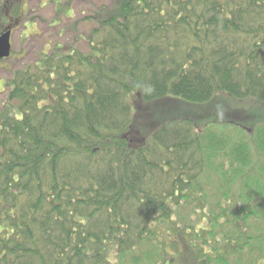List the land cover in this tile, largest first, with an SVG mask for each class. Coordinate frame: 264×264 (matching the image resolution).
<instances>
[{
    "label": "trees",
    "instance_id": "obj_1",
    "mask_svg": "<svg viewBox=\"0 0 264 264\" xmlns=\"http://www.w3.org/2000/svg\"><path fill=\"white\" fill-rule=\"evenodd\" d=\"M1 5L0 32L20 26ZM84 21L85 50L4 83L0 264H264V0H112ZM219 96L261 118L139 112Z\"/></svg>",
    "mask_w": 264,
    "mask_h": 264
},
{
    "label": "rangeland",
    "instance_id": "obj_2",
    "mask_svg": "<svg viewBox=\"0 0 264 264\" xmlns=\"http://www.w3.org/2000/svg\"><path fill=\"white\" fill-rule=\"evenodd\" d=\"M11 1L21 5L20 16L23 20L20 26L13 28L9 59L0 62V102L4 98V83L9 79L13 69L17 70L26 64L34 63L39 53L47 52L55 44L69 45L78 42L77 47L85 50L83 39L90 29V23L84 21V18L92 15L97 9L112 8V0ZM2 2L7 4V0H0V14L5 16L8 8L5 10ZM251 109L253 111L250 112ZM189 110L197 114L202 124L211 120L244 125L246 121H259L262 114L261 107L257 108L252 102H237L225 96H219L199 109L188 104L179 105L172 100H163L139 108V112L149 116V121L144 117L146 122H150L159 113L171 111H175V118H184Z\"/></svg>",
    "mask_w": 264,
    "mask_h": 264
},
{
    "label": "water",
    "instance_id": "obj_3",
    "mask_svg": "<svg viewBox=\"0 0 264 264\" xmlns=\"http://www.w3.org/2000/svg\"><path fill=\"white\" fill-rule=\"evenodd\" d=\"M11 53V31L7 29L0 35V61H5Z\"/></svg>",
    "mask_w": 264,
    "mask_h": 264
},
{
    "label": "flooded vegetation",
    "instance_id": "obj_4",
    "mask_svg": "<svg viewBox=\"0 0 264 264\" xmlns=\"http://www.w3.org/2000/svg\"><path fill=\"white\" fill-rule=\"evenodd\" d=\"M10 21H11V20H10ZM11 22H12V21H11ZM9 25H10V26H9ZM9 25H8L9 27H8L7 29H11L10 31H11V35H12V33H13L14 30H13L12 24H9ZM7 29H6V30H7ZM6 30H5V31H6ZM2 33H3V32H2ZM11 39H12V37H11Z\"/></svg>",
    "mask_w": 264,
    "mask_h": 264
}]
</instances>
